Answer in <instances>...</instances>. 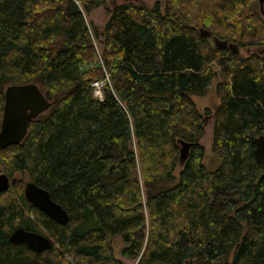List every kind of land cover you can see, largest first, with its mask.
Returning <instances> with one entry per match:
<instances>
[{"label": "trees", "instance_id": "trees-1", "mask_svg": "<svg viewBox=\"0 0 264 264\" xmlns=\"http://www.w3.org/2000/svg\"><path fill=\"white\" fill-rule=\"evenodd\" d=\"M109 0H0V116L7 85L32 83L50 103L23 140L0 149V264H264V61L213 47L260 44L251 0L112 3L98 30L88 14ZM255 17V16H253ZM99 48L95 49L94 44ZM238 48V47H237ZM108 78L102 100L89 84ZM217 104L204 167L201 112L214 77ZM177 140L190 143L181 166ZM43 188L67 216L49 221L22 197ZM51 243L34 253L12 231Z\"/></svg>", "mask_w": 264, "mask_h": 264}, {"label": "water", "instance_id": "water-1", "mask_svg": "<svg viewBox=\"0 0 264 264\" xmlns=\"http://www.w3.org/2000/svg\"><path fill=\"white\" fill-rule=\"evenodd\" d=\"M261 1L258 0L259 3ZM199 34L209 40L215 48L227 47L229 50L236 52V46L227 43L225 40H218L208 32L199 31ZM2 96L0 149L20 143L26 134L27 123L36 119L50 106V103L40 93L37 85L32 83L7 85L3 89ZM177 145V160L178 165L181 166L187 157L191 144L177 140ZM253 155L260 166V174H262L264 171V136L253 139ZM12 182L13 179L9 180L4 174L0 173V192L6 190ZM22 197L27 204L34 207L35 210L56 225H64L67 221V216L62 208L50 199L49 194L43 188L33 182L23 184ZM8 241L11 244L23 245L34 253L48 251L51 248V243L46 237L26 232L21 228L12 231Z\"/></svg>", "mask_w": 264, "mask_h": 264}, {"label": "rangeland", "instance_id": "rangeland-1", "mask_svg": "<svg viewBox=\"0 0 264 264\" xmlns=\"http://www.w3.org/2000/svg\"><path fill=\"white\" fill-rule=\"evenodd\" d=\"M155 2H158L160 6H163V0H109L106 2L105 5L100 6L94 10H92L88 16L86 17L87 21H90V23L95 26L98 30H100L103 26V24L106 22L107 18H108V11L110 10L111 4L115 3V4H122V3H132V4H141L144 5L146 7H150L152 6ZM257 0H251V2H246L245 5L243 6H247V12L251 15L250 19L254 23L252 26V30L253 32H260L261 34V38H260V44L255 45V46H237V50L240 52V54H238L239 56L242 57H247L248 55L244 54V48H249V50H256L258 48L261 47V44L264 42V25L262 22H264V19H262L259 15H258V11H257V4H256ZM255 16V17H253ZM198 31L202 32L201 28H198ZM209 42V40H208ZM210 43V42H209ZM98 43L94 44L95 49L99 48ZM235 45V44H233ZM236 46V45H235ZM217 81V77L215 76L212 81L210 82V84L208 85V89L206 94L203 97L200 98H195L194 101L196 103L197 109L201 112V114L203 113V109L206 108L208 109L210 112L213 111L214 107L217 104V99L214 95V91H213V86L215 84V82ZM202 117V129H203V135L200 139V144L202 145L203 149H204V157H203V163H204V167L207 171H213L216 169L217 167V160L215 158V156L210 152V139H211V129H212V118L208 115H201ZM206 117V118H205ZM205 118V119H204ZM14 178L16 179H20L22 180L23 183L28 182L27 178L25 175H20L18 173L13 175ZM41 234L46 237V234H43V232H41ZM115 247H114V254L115 257L119 260H121L122 262H124L125 264H133L131 262H127L122 260L119 257V251L122 248V243L120 242V240L115 239Z\"/></svg>", "mask_w": 264, "mask_h": 264}, {"label": "flooded vegetation", "instance_id": "flooded-vegetation-1", "mask_svg": "<svg viewBox=\"0 0 264 264\" xmlns=\"http://www.w3.org/2000/svg\"><path fill=\"white\" fill-rule=\"evenodd\" d=\"M256 4H257V11H258V15L262 18V19H264V0H262L260 3L258 2V0H257V2H256ZM263 23V25H264V22H262ZM227 42V41H226ZM228 43V42H227ZM231 44V43H230ZM220 49H225V50H227L228 52H232V53H234L235 55H238V54H240V52L237 50V47H236V52H233V51H231V50H229L227 47H225V48H221V47H219ZM244 54H246V55H257V56H259L260 58H262V60L264 61V42L261 44V47L260 48H258V49H256V50H249V48H244ZM204 115V114H203ZM206 118V117H205ZM204 118V119H205ZM24 200V199H23ZM25 202V201H24ZM26 203V202H25ZM27 204V203H26ZM29 205V204H28ZM39 212V211H38ZM40 213V212H39ZM43 215V214H42ZM45 217V216H44ZM46 218V217H45ZM49 220V219H48ZM50 221V220H49ZM52 222V221H51ZM55 224V223H54ZM22 229V228H21ZM40 230H41V232H43V234H46V232H45V230L44 229H42L41 227H40ZM40 235H42V234H40ZM43 236V235H42Z\"/></svg>", "mask_w": 264, "mask_h": 264}, {"label": "built area", "instance_id": "built-area-1", "mask_svg": "<svg viewBox=\"0 0 264 264\" xmlns=\"http://www.w3.org/2000/svg\"><path fill=\"white\" fill-rule=\"evenodd\" d=\"M108 85V78L106 75H104L103 79L101 80H95L92 81L89 84L90 92H91V97L94 100L101 101L102 100V88L104 85Z\"/></svg>", "mask_w": 264, "mask_h": 264}]
</instances>
